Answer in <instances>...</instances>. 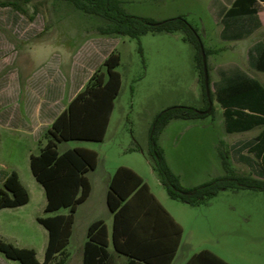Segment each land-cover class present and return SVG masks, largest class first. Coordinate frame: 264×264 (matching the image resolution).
Masks as SVG:
<instances>
[{"label": "rangeland", "instance_id": "rangeland-1", "mask_svg": "<svg viewBox=\"0 0 264 264\" xmlns=\"http://www.w3.org/2000/svg\"><path fill=\"white\" fill-rule=\"evenodd\" d=\"M13 1L19 10L8 5ZM121 1L124 11L135 16L156 21L184 16L198 29L204 47L208 43L220 47L219 27L210 8L213 0ZM104 24L59 0H0V188L4 175L17 171L30 196L23 206L0 210V240L33 249L40 262L48 235L36 219L52 214L44 212L46 197L31 174L29 156L39 153L47 122L60 110V103L66 102L81 74L100 65L89 61L91 54L115 51L120 55L116 70L121 87L102 142L70 141L57 147L59 153L74 148L97 153V167L88 175L91 197L79 208L67 246V264H81L87 223L94 219L108 223L104 186L108 171L147 164L148 133L161 111L172 106H204L196 49L183 40L182 32L147 33L136 40L100 35L96 28ZM222 57L209 56L208 69ZM55 87L60 90V102L51 92ZM46 102L53 103L50 114L43 106L38 114V105ZM213 104L212 114L196 120H172L158 136L170 170L185 188L225 176L221 154L235 172L250 173L245 164L233 161L231 144L240 135L225 132L222 109L216 101ZM135 145L141 150H130ZM152 178H148L151 185ZM172 204L185 244L175 264L181 263L183 254L201 250L211 251L229 264H264V192L223 190L197 207ZM0 264L20 263L0 253Z\"/></svg>", "mask_w": 264, "mask_h": 264}, {"label": "trees", "instance_id": "trees-1", "mask_svg": "<svg viewBox=\"0 0 264 264\" xmlns=\"http://www.w3.org/2000/svg\"><path fill=\"white\" fill-rule=\"evenodd\" d=\"M28 1V0H26ZM73 5L77 10L105 22L96 28L100 35L126 36L138 40L147 33H183V40L196 49L195 59L202 76L204 106L200 109L188 106H172L161 111L154 119L148 133V161L161 186L170 199L190 206H200L208 202L223 190H254L264 192V179L251 174L235 172L227 156L221 154L225 176L192 188L183 187L179 178L170 170L161 148L158 136L172 120H196L213 113V95L210 89L209 69L208 88L204 86L201 35L184 16L163 21L128 14L122 8L121 0H59ZM239 0L236 3L239 4ZM14 10H19L16 2L8 3ZM205 58L209 55L203 46ZM120 55L109 53L102 63V68L94 71L84 89L77 93L67 108L53 121L46 132V143L37 155H31L29 166L35 181L41 185L46 197L44 212L52 214L37 217L36 221L47 231L48 239L43 261H38L33 249L18 248L0 240V253L7 259L20 264H66V247L72 235L74 214L77 207L89 196L90 182L86 176L96 168L97 153L84 148L69 149L58 153L57 145L69 141L102 142L104 140L113 103L121 86V77L117 72ZM244 82L230 88L218 96V102L224 109L226 131H246L255 126L264 125V88L258 83ZM263 96V97H262ZM239 97V98H237ZM249 99V100H248ZM237 105L235 106L234 104ZM238 103H241L238 105ZM210 107L209 112L204 113ZM264 146V135L258 139ZM132 150H141L138 145ZM264 177V172L261 174ZM146 193L151 202L156 204L147 185L132 170L126 167L116 169L109 183L107 205L113 214L111 243L115 252L129 258L127 264H152L147 257L138 256L126 249L122 240L123 215L136 194ZM30 196L20 182L16 172L12 171L3 180L0 188V210L17 208L27 204ZM159 209L160 206H157ZM67 210L66 214L59 213ZM163 211V210H162ZM164 212V211H163ZM166 214V213H165ZM181 231H178V238ZM109 245L106 226L102 220L93 222L87 231L83 247L82 264H113L107 251ZM175 254L171 252L166 264H170ZM185 264H229L208 250L194 253Z\"/></svg>", "mask_w": 264, "mask_h": 264}, {"label": "crops", "instance_id": "crops-1", "mask_svg": "<svg viewBox=\"0 0 264 264\" xmlns=\"http://www.w3.org/2000/svg\"><path fill=\"white\" fill-rule=\"evenodd\" d=\"M236 1L237 0H213L210 6L213 19L219 27L218 41L220 43V47H215L211 43H208L207 47L205 48L209 52L208 57H218L219 55H223V57L219 58L216 64L209 69L210 89L213 95L212 105L214 106L213 102L216 101L222 109L225 132L227 134L240 135L231 144V154L233 161L238 164H245L250 172L249 174H251L253 177L264 179V177H261V174L264 172V146L258 144V139L264 135V125L255 126L252 129L246 131H236L229 133L226 131L225 127L224 109L218 102V96L222 95L230 88L247 81L250 82L249 87H253L251 84L252 81L258 83L264 88V0H239V4L236 3ZM111 52L112 51H108V53H103L100 55H97L96 53L91 54L89 61L95 60L100 62V65L96 69H92L91 71L81 74L83 77L78 78L77 83L68 95L66 102L64 104L60 103V110H58L54 114V117L49 122H47V130L50 128L54 119L67 108L74 96L84 89L86 83L94 71L102 68L104 59ZM228 52L230 54H227ZM51 92L58 96L57 100L59 101V95L61 94L59 88L55 87L51 90ZM52 104L53 103L50 102L39 104L37 107V113L39 114L41 112L43 106L45 113L49 112L48 114H50ZM240 104L241 103H238V105ZM234 105L236 106L237 103ZM252 131H254L253 134L249 135V133ZM44 139L45 142H41L39 150L45 145L46 136ZM132 149L133 148L130 150ZM119 167H126L137 174L147 185L149 193L156 201V204L151 202L150 198H148L147 194L144 192L134 195V197L130 200L131 202L123 215L124 220L121 229V233L123 235L122 240L123 243L126 244V249L135 254L137 253L138 256L149 258L152 264H166L169 255L173 250H175L174 257L170 263L175 264L179 258L180 252L184 251L185 249V244L183 242L184 230L180 220L174 213L177 208L172 204L173 202L179 201L170 199L166 191V195H164L159 190L158 187L162 186L148 159L147 164H145L144 167L143 165H136L135 167L117 166L112 171H108L104 185L106 189L105 207L108 212V223L102 219H94L87 223L85 241L87 239L88 227L93 222L102 220L106 226L109 241L107 251L112 257L113 264H127L129 261L127 256L115 252L111 243L113 214L110 212L107 205V194L109 191L111 177ZM94 170L89 171L86 174L87 178L89 173L93 172ZM14 172L17 173L21 182L19 173L17 171ZM6 176L7 174L4 175V179ZM149 177H153V185L150 184L148 179ZM154 188H156L155 191ZM91 193L92 186L88 198L77 207V210L74 214L73 227L77 221L79 208L88 202L91 197ZM157 206H160L164 212ZM64 211L65 213L62 214L67 213V210ZM59 213H61V211ZM179 230L181 231V234L178 238ZM85 241L83 242L81 250V264ZM66 254L68 260L69 255L67 253V247ZM192 255L193 254H183L180 264H185Z\"/></svg>", "mask_w": 264, "mask_h": 264}, {"label": "water", "instance_id": "water-1", "mask_svg": "<svg viewBox=\"0 0 264 264\" xmlns=\"http://www.w3.org/2000/svg\"><path fill=\"white\" fill-rule=\"evenodd\" d=\"M200 50H201V56H202V68H203V75H204V86L207 89L208 88V73H207V66H206V58L203 46L200 44ZM210 107L204 112H209Z\"/></svg>", "mask_w": 264, "mask_h": 264}]
</instances>
